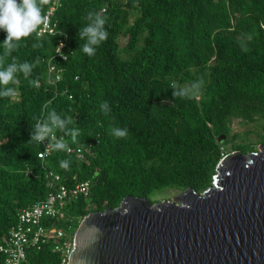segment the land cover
I'll return each instance as SVG.
<instances>
[{
	"label": "trees",
	"instance_id": "1",
	"mask_svg": "<svg viewBox=\"0 0 264 264\" xmlns=\"http://www.w3.org/2000/svg\"><path fill=\"white\" fill-rule=\"evenodd\" d=\"M54 1L43 5L44 17ZM89 12L107 17L108 38L94 56L79 50L78 32ZM51 23L55 33L38 36L39 25L4 61L40 63L27 78L18 74L9 85L12 96H0V240L20 212L54 191L48 172L60 174L67 187L91 181L89 198L67 200L65 217L51 220L74 231L89 213L117 208L127 196L154 204L165 189L201 193L226 154H248L264 144V0H63ZM6 35L0 29V45ZM60 41L66 61L58 56ZM50 64L60 71L59 81L49 80ZM200 79L197 95L173 96V84ZM52 110L73 117L68 128L80 134L73 141L57 129L66 149L41 159L43 145L29 142L32 126ZM236 119L254 129L230 139ZM113 127L127 128V137H114ZM67 147L80 148L83 158ZM60 263L51 245L29 253V264Z\"/></svg>",
	"mask_w": 264,
	"mask_h": 264
},
{
	"label": "water",
	"instance_id": "2",
	"mask_svg": "<svg viewBox=\"0 0 264 264\" xmlns=\"http://www.w3.org/2000/svg\"><path fill=\"white\" fill-rule=\"evenodd\" d=\"M212 186L174 201L127 196L86 215L67 264H264V144L226 154Z\"/></svg>",
	"mask_w": 264,
	"mask_h": 264
},
{
	"label": "clouds",
	"instance_id": "3",
	"mask_svg": "<svg viewBox=\"0 0 264 264\" xmlns=\"http://www.w3.org/2000/svg\"><path fill=\"white\" fill-rule=\"evenodd\" d=\"M47 2L48 0H0V29L7 33L2 45H0L3 48V53L0 54V88H2L0 96H12L15 93V88L9 87V85L17 83L18 74H23L27 78L31 75L33 68L40 63L39 58L35 62L25 61L22 63L13 58L11 63L4 66L5 58L11 56L18 49L21 39L36 32L38 26L46 20V17L43 16V5ZM86 18L89 23L82 26L78 32L80 40L84 41L79 50L88 56H94L96 48L108 38V32L105 28L107 17L99 12H89ZM245 39H251V37ZM39 46V44L33 45V47ZM241 48L243 51L248 50L243 41ZM33 83L34 81L29 80V84ZM202 86L203 80L200 79L187 87H180L176 84L171 87L175 98H192L200 92ZM100 107L105 114L110 111L107 101L102 102ZM73 123V117L62 118L55 110H52L45 119L32 126L33 132L29 142L42 143L49 140L46 149L51 147L54 151L65 150L66 144L63 139L53 140L51 137L55 130L59 129L70 135L73 141H76L80 134L79 129L68 128V125ZM111 134L118 139L125 138L128 135V129L113 127ZM60 166L68 168L69 161L61 160Z\"/></svg>",
	"mask_w": 264,
	"mask_h": 264
},
{
	"label": "built area",
	"instance_id": "4",
	"mask_svg": "<svg viewBox=\"0 0 264 264\" xmlns=\"http://www.w3.org/2000/svg\"><path fill=\"white\" fill-rule=\"evenodd\" d=\"M63 0H55L48 9L42 23V27L38 31V36L45 33H55V25L51 23V18L58 9ZM105 9H103V12ZM64 43L60 41L58 46V56L66 61L68 56L63 52ZM48 72L52 82L61 79L60 71L53 64H50ZM51 139H58L56 130ZM44 149L38 154L41 159H46L54 151L51 147L46 149L49 140L42 143ZM67 152L76 153L79 158H83V152L80 148L73 149L67 147ZM51 178V186L54 191L42 201L35 203L32 207L24 209L18 214L17 222L10 228L8 233L0 240V254L4 256V264H29V253L32 251H41L47 245H51L52 251L61 255V263L67 264L68 259L73 250V236H69L63 229L50 225L51 220L65 217V213L61 210V204L67 200L77 199L79 196L84 198L90 197L91 181L76 184L74 187H67L61 183V175L48 172ZM55 184H58L55 186ZM72 230V227H69ZM74 235V234H73Z\"/></svg>",
	"mask_w": 264,
	"mask_h": 264
},
{
	"label": "rangeland",
	"instance_id": "5",
	"mask_svg": "<svg viewBox=\"0 0 264 264\" xmlns=\"http://www.w3.org/2000/svg\"><path fill=\"white\" fill-rule=\"evenodd\" d=\"M124 43V42H123ZM249 129H254V126L252 125V124H246V123H244L243 121H241V120H234V122H233V124H232V135H231V137H230V139H233L234 138V136L235 135H237V134H239V135H241V136H244L246 133H247V131L249 130ZM232 141V140H231ZM239 141V139L238 140H236V141H234V142H231V143H229L227 146H225L223 149L225 150V149H232V146H233V144L235 143V142H238ZM249 141L250 142H252V143H255L256 141H257V136L256 135H250V138H249ZM259 146L260 145H257V150L256 151H258L259 150ZM203 192V191H202ZM201 192V193H202ZM183 192H180V191H177V190H174V189H165V190H163V191H161V192H159L156 196H155V199H157V200H159L160 202L161 201H164V200H167V201H174L175 200V197H177V196H179V195H181ZM61 221V220H60ZM54 226L56 227V228H61V229H63L67 234H69V236H73L74 237V235H73V233H75V231L77 230V228H75L74 229V231H73V229L71 230L70 228H69V226L67 225V223H65L64 221H63V224L59 227V226H57L56 224H54ZM73 232V233H72Z\"/></svg>",
	"mask_w": 264,
	"mask_h": 264
}]
</instances>
